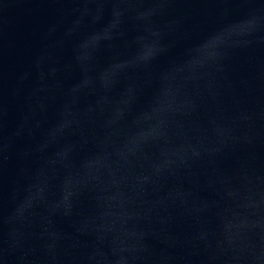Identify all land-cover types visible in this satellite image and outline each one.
<instances>
[{"label": "water", "instance_id": "1", "mask_svg": "<svg viewBox=\"0 0 264 264\" xmlns=\"http://www.w3.org/2000/svg\"><path fill=\"white\" fill-rule=\"evenodd\" d=\"M0 264H264V0H0Z\"/></svg>", "mask_w": 264, "mask_h": 264}]
</instances>
